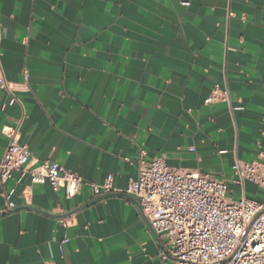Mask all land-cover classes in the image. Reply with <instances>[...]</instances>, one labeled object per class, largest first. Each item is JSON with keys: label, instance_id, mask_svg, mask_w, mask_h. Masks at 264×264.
I'll return each instance as SVG.
<instances>
[{"label": "crops", "instance_id": "obj_1", "mask_svg": "<svg viewBox=\"0 0 264 264\" xmlns=\"http://www.w3.org/2000/svg\"><path fill=\"white\" fill-rule=\"evenodd\" d=\"M0 54V162L17 129L31 168L86 181L71 200L0 182V264H175L125 193L138 159L228 182L264 163V0H0Z\"/></svg>", "mask_w": 264, "mask_h": 264}, {"label": "built area", "instance_id": "obj_2", "mask_svg": "<svg viewBox=\"0 0 264 264\" xmlns=\"http://www.w3.org/2000/svg\"><path fill=\"white\" fill-rule=\"evenodd\" d=\"M24 78L28 79L27 73ZM0 88L12 94L11 105L18 102L5 78L1 54ZM222 101H228V92L215 88L205 103ZM8 136L10 143L0 162L2 184L19 172L18 183L28 177L31 185L48 184L55 192L63 189L68 200L86 184L84 178L55 162L31 168V152L20 142L18 130H10ZM231 170L233 179L228 182L208 173L171 168L162 159H138V177L125 193L136 199L150 232L165 238L167 254L175 264H264V163L236 160ZM246 184L256 186L261 198L247 197ZM230 186L240 188L238 201L230 197ZM91 187L95 197L117 192L112 176ZM13 208L8 203L7 209Z\"/></svg>", "mask_w": 264, "mask_h": 264}, {"label": "rangeland", "instance_id": "obj_3", "mask_svg": "<svg viewBox=\"0 0 264 264\" xmlns=\"http://www.w3.org/2000/svg\"><path fill=\"white\" fill-rule=\"evenodd\" d=\"M232 191H233V195L230 194V197L234 201H238L240 199V196H241V190L239 188H234Z\"/></svg>", "mask_w": 264, "mask_h": 264}]
</instances>
